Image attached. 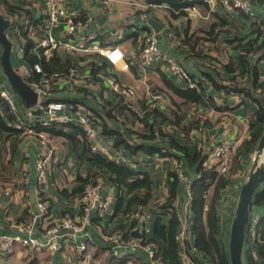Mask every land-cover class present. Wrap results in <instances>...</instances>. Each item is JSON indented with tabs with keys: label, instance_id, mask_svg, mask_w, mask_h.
<instances>
[{
	"label": "crops",
	"instance_id": "1",
	"mask_svg": "<svg viewBox=\"0 0 264 264\" xmlns=\"http://www.w3.org/2000/svg\"><path fill=\"white\" fill-rule=\"evenodd\" d=\"M22 1L21 6L26 7L37 17H43L47 13V0ZM249 1L257 20H250L238 10L224 11L222 0H212V7L205 0H199L192 4L197 7L196 13L185 11L187 16L180 15L177 18L170 16L168 6L151 7L147 0H72L67 3L69 8L89 14L88 29L98 34L101 45L118 44L131 58L138 52L142 37L148 31L147 26L140 22L137 15L147 12L149 27H151L150 19L162 25L161 30L157 32L160 49L174 56L192 76L198 75L203 78L197 89L201 93L199 101L186 103L184 98L168 88L166 81L180 89H187L185 82L175 76L155 68L137 71L132 65L128 70L117 73L121 85H131L139 93L137 99L130 101V108H126L120 92L114 88H86L83 90L82 100L90 106L92 115L104 123L105 118L98 115L97 106L112 108L116 105L119 111H112L114 114L130 116L136 111L144 113L140 108L139 99L145 92H163L166 100L160 106V112L165 116V121L162 122L160 130L163 133H171L175 141L187 148L188 156L170 149L166 143H157L164 148L162 149L164 155L158 153L150 155L142 151L132 154L124 150L133 162L130 167L127 166L133 172L128 180L147 177L151 181L150 198L146 203H141L145 205L146 216L142 217L138 227L130 214L137 203L131 200L137 195H143L144 188L118 190L109 181L111 174L108 171L104 169L103 171L96 166L97 164L87 161L80 155L84 135L73 124L58 125L63 127L62 131L67 127L65 134L53 135L47 132V136L55 143L58 150L48 166L46 179L38 183V188L35 174L36 147L32 139L26 140L27 137L7 135L0 128V234L20 232L19 227L30 220V211H37L36 201L40 197L49 205L46 222L50 224L66 215L77 214L80 209V192L89 182L100 178L99 175L102 176V173L101 179L104 182L102 190L112 196V203L104 217L97 221L92 218L91 224L81 226V233L75 239L70 236V230H60L58 235L64 236H56L55 239L62 242L61 249L52 251L49 247H45L31 256L28 247L15 243L10 253L0 252V264H70L78 258L76 247L82 240H85L89 248L90 264H151L145 253L140 250L128 253L121 259L110 253V248L113 246L110 240L115 232H122L126 236L128 231L132 232L138 228L142 235L158 246L159 254L162 256L166 243L154 233L155 220L160 217L162 222L167 224L171 214L166 210L163 211L160 206L172 196L173 191L181 193L184 190L183 184L177 182L172 174L174 163L180 160L185 172L195 178L197 165L192 164L193 157L195 154H200L196 142H214L216 139L230 135L244 137L251 135L250 123L253 122L256 105L241 93L225 92L223 88H215L206 76L209 74L221 85L230 84L227 79H245L246 73L238 62L239 55L244 54L249 63L257 65L259 82H264V0ZM4 10L0 5V15L5 18L7 12ZM214 24L209 40L195 44L194 50L182 41V33L185 30L188 34L194 32L197 34L209 30ZM61 28V26L55 27L52 34L65 39ZM177 32L181 33L180 37L177 36ZM213 39L215 40L212 41ZM230 59L235 62L232 71L227 69ZM22 63H24L22 60L17 59L13 61L12 66L17 74L26 78L30 73V65L22 66ZM114 70H118V67ZM1 79L12 88L3 68ZM50 91L53 96L62 98L78 93L61 88L58 82L52 84ZM14 99L18 106L17 114L9 112L7 106L0 101V116L2 122L8 126L16 117L22 116L28 107L16 92ZM108 125L124 130V126L119 127L112 122H106L105 126ZM189 125L187 135L184 130ZM126 126L141 131L143 124L136 120ZM192 128L195 130L190 138ZM103 135L108 137L105 133ZM239 155V167L232 169L230 178L232 183L229 186L232 195L235 196H238L240 185L245 180L252 163V160L248 162L244 159L242 150ZM263 155L264 152L260 158L261 162H264ZM118 191L122 200L119 209L116 210ZM254 212L259 213L261 209L255 207ZM97 224L99 225L96 226ZM32 229L34 236L43 237L44 231L37 223H32ZM84 232L87 235L84 236ZM204 262L210 264L207 260ZM242 264H264V260L259 257L256 243L248 246L243 242Z\"/></svg>",
	"mask_w": 264,
	"mask_h": 264
},
{
	"label": "built area",
	"instance_id": "2",
	"mask_svg": "<svg viewBox=\"0 0 264 264\" xmlns=\"http://www.w3.org/2000/svg\"><path fill=\"white\" fill-rule=\"evenodd\" d=\"M13 7L21 6L22 0H6ZM48 10L43 17H37L36 14H30L14 10L5 14L7 27L6 36L12 43L11 52L16 54L17 58L23 59L24 51L28 41H33L29 51L33 53L38 60H49L53 57L59 58L63 64L60 70L48 74L45 72L42 63L36 61L30 64V73L25 81L36 93V102L26 108L22 116L10 122L9 126L19 131L21 138L32 139L36 147L35 174L38 183L46 179L48 166L56 155L58 148L55 143L47 136L46 129L53 124L68 125L80 129L86 140L89 142V149L92 154L101 153L109 161L120 165L131 166L133 163L128 155L122 149H111L112 140L103 135L101 121L92 115L90 106L82 100L83 90L89 88H114L121 94L123 103L130 104V101L138 98V91L131 85H121L117 73L128 70L130 65L137 70H147L150 68L167 72L179 80L185 82L187 88L198 89L202 77L192 76L182 64L171 54L162 51L159 47L158 33L148 25L147 12L137 15L141 23L147 26L141 46L136 55L131 58L126 55L118 44L103 46L98 41V34L88 29L90 21L89 14L81 10L71 9L67 3L72 0H47ZM212 7V0H205ZM151 7L165 4H149ZM224 11L238 10L244 13L250 20H257L252 10L249 0H222ZM168 8V7H167ZM187 12L196 13L197 7L191 5L185 8ZM177 12V11H175ZM61 26L64 32L63 38L56 37L52 30ZM1 58V46H0ZM118 67V70L114 68ZM1 59H0V101H2L9 112L17 114L18 106L14 99V90L8 87L1 79ZM35 74L39 77L30 80ZM58 82L61 88H65L77 95H69L68 98L53 96L51 94L52 84ZM142 99L145 100L147 108L144 112L150 113L153 109H160L165 102L166 97L160 91L145 92ZM130 108V105H128ZM139 117L144 113L136 111ZM121 119V115L117 114ZM152 117V114L149 115ZM137 119H134L136 121ZM157 120V119H156ZM67 130V127L64 129ZM192 128L189 136H193ZM188 135V134H187ZM249 136L230 135L216 139L214 142L204 143L196 142L198 151L203 153L201 162L202 169L215 170L218 174L226 176L232 168L234 162L240 158L243 143L249 139ZM172 174L177 182L183 184L184 190L181 193L175 192L168 207L164 208L169 214H174L177 220V231L174 239L177 244V256L180 264H209L202 254L193 257L192 252L198 250L193 245V192L192 185L197 179L192 178L183 168L182 162L177 160L172 167ZM231 179L221 192L217 216L219 223L223 228V239L228 241L229 229L238 196L232 195L229 188ZM264 182L259 186L262 188ZM241 186V185H240ZM104 182L100 178L89 182L79 194L80 209L73 216L66 215L54 223L46 222L49 205L47 201L40 197L36 201V209L30 211V220L22 224L20 232L16 234H0V252L10 253L15 243L28 247L31 256L42 248L49 247L52 251L62 248V242L57 241L56 236L61 229L70 230V236L76 238L81 233V226L91 224L92 218L101 220L108 211L112 196L107 192L102 195ZM257 190V191H258ZM255 208V207H254ZM250 209L249 217L245 226L244 242L248 245H254L259 235L258 223L264 216V206L260 207L261 212H254ZM145 205L137 203L133 206L130 214L137 222L139 227L140 220L146 214ZM95 221V222H96ZM32 223H37L44 231L43 237H36L33 234ZM139 223V224H138ZM97 224L96 226H98ZM139 237H125L122 232H115L111 236L112 247L110 253L116 258H123L128 253L135 250L144 252L151 264H162L160 260V251L158 246L142 235L138 228ZM84 236L87 233L84 232ZM78 258L70 264H90L91 255L89 248L82 240L76 247Z\"/></svg>",
	"mask_w": 264,
	"mask_h": 264
},
{
	"label": "trees",
	"instance_id": "3",
	"mask_svg": "<svg viewBox=\"0 0 264 264\" xmlns=\"http://www.w3.org/2000/svg\"><path fill=\"white\" fill-rule=\"evenodd\" d=\"M198 1L199 0H147L149 4L156 3L167 5L170 11V16L172 18H177L180 15L187 16L185 14V8ZM0 5L3 6V8L5 9L4 12L6 11L7 14L13 12L14 10H17L19 12L24 11L30 14V11L28 9H24L22 7H13L6 0H0ZM214 27L215 24L212 25L209 30L200 33L197 32V34H195V32L188 34V32L185 30L182 33V41L187 43L190 48L194 50L195 44L200 43V41L202 40H209V35L213 32ZM256 31L259 30L256 29ZM176 34L178 37L181 36V33L179 32H177ZM257 35H259V32H257ZM214 40L215 39H213L212 41ZM33 43V41L27 42V47L23 54V59L29 65L33 64L36 61H40L45 72H47L48 74H52L53 72L58 71L60 70V68H62L63 64L61 63L59 58L53 57L49 60H38V58L29 51V48L33 45ZM238 62L244 69V73H246L245 79H227L230 84L221 85L217 83V80L212 78L209 74H206V76L215 88H223L225 92L231 91L233 93H241L256 105L253 122L250 123L251 135L250 138L245 141L244 147L242 149V154L247 155L255 148L257 141L264 130V82H259L257 65L249 63L247 57L244 54L239 55ZM234 67L235 62L233 59H230V63L227 65V69L229 71H232ZM36 77H39V74H35L33 77H30V80ZM166 83L168 88H170L176 95L184 98L186 100V103L197 102L201 99V93L197 89H180L169 81H166ZM139 103L140 108L144 111L147 108L145 100L140 98ZM128 105L130 104L125 103L126 108L128 107ZM102 107L97 106L96 111L98 115L100 114L105 118L104 123H102V131L112 140V150L122 149L124 153L125 151H128L132 154L136 151H142L150 155L153 153L164 155L165 153L162 152V149L164 148L158 146L157 143H166L170 149L177 150L184 156H188L187 148L175 141L171 133H163L160 130L162 122L165 121V116L162 114V112H160V109H153L150 113L144 112L143 117H139L138 113L134 112L130 116L121 115V119H119L118 116L112 112L114 110L119 111L116 105L112 108ZM150 114H152V117L149 116ZM174 117L176 118V116ZM134 119H137L139 123L143 124L141 131H135L132 130L129 126H126L130 122L134 123ZM106 122H112L114 125L119 127L120 125L124 126V130L116 129L112 125L105 126ZM0 128L3 129L7 135H20L18 130L11 128L7 124H4L2 122L1 116ZM189 128L190 125L187 126V128L184 130V133L188 134ZM62 129L63 127L58 126L57 124H53L45 131L49 134L61 135V133H66V130L62 131ZM81 145L80 155L87 161L97 164L96 166L102 168V170L104 169L108 171L111 174V176L108 178L109 181L114 184L118 188V190H120L121 188H127L130 190L144 188L145 193L141 196L137 195L131 201L136 203H146L148 201V199L150 198L149 190L151 188V181L149 180V178L144 177L142 179L129 181L128 178L133 174L131 168L109 161L101 153L92 154L89 149V142L86 140L85 136L84 143H82ZM199 153V155H194V160L192 163L197 165L196 174L198 175L197 179L192 185V218L194 222L192 228L194 236L192 241L198 252H192L191 255L195 257L202 254L206 259H208L210 264H230L227 244L223 239V228L219 223L217 210L221 192L228 184L232 176V169H236L239 167L240 159H238L239 161L234 162L228 175L223 176L218 174L213 169L203 170L201 166L203 153ZM99 176L102 177L103 173L102 176ZM119 193L120 191H118L116 210L119 209L122 200V196L119 195ZM174 195L175 191H173L171 198L160 206L162 207L163 211L164 208L168 207ZM262 206H264V185L260 190L256 191L253 197L251 209L254 207L260 208ZM177 224L178 223L174 214H171L169 216L167 224L163 223L160 217H157L155 220L154 233L158 238H161L166 243L163 254L162 256H160L162 264H180L177 256V244L174 239V235L177 231ZM258 229L259 235L256 240V244L258 245L259 257L264 260V216L259 220ZM127 234L128 235L125 236L126 238L131 235V232L128 231Z\"/></svg>",
	"mask_w": 264,
	"mask_h": 264
},
{
	"label": "water",
	"instance_id": "4",
	"mask_svg": "<svg viewBox=\"0 0 264 264\" xmlns=\"http://www.w3.org/2000/svg\"><path fill=\"white\" fill-rule=\"evenodd\" d=\"M150 26L155 32L161 30L162 25L154 19L149 20ZM7 27V20L0 15V45L2 46L1 64L4 74L10 82L15 92L24 100L27 106L33 105L36 102L37 95L32 90L30 85L25 81V78L17 74L11 62V48L12 43L6 36L5 29ZM29 138H26V140ZM264 152V130L259 137L254 148V156L251 167L247 176L240 186L237 202L234 209V216L232 218L227 250L230 264H242V249L245 237V226L249 217V211L253 203V197L259 186L264 182V162L260 158ZM105 190L101 191L104 195ZM131 235L139 237L138 230L131 232Z\"/></svg>",
	"mask_w": 264,
	"mask_h": 264
},
{
	"label": "rangeland",
	"instance_id": "5",
	"mask_svg": "<svg viewBox=\"0 0 264 264\" xmlns=\"http://www.w3.org/2000/svg\"><path fill=\"white\" fill-rule=\"evenodd\" d=\"M11 61H12V63H13V61H16L18 58H17V56H16V54H15V52L14 53H12L11 52ZM19 60H22V62H24V63H22V66H24L25 64L27 65L28 63L26 62V61H24L22 58H20ZM19 67L20 66H18V69H19ZM253 156H254V149L249 153V154H247V155H244V159H246V160H248V162H250L252 159H253ZM237 161H239L238 159L236 160V162ZM171 198V197H170ZM169 198V199H170ZM168 199V200H169ZM167 200V201H168ZM166 201V202H167ZM35 255V254H34Z\"/></svg>",
	"mask_w": 264,
	"mask_h": 264
},
{
	"label": "bare ground",
	"instance_id": "6",
	"mask_svg": "<svg viewBox=\"0 0 264 264\" xmlns=\"http://www.w3.org/2000/svg\"><path fill=\"white\" fill-rule=\"evenodd\" d=\"M263 157H264V155H263Z\"/></svg>",
	"mask_w": 264,
	"mask_h": 264
}]
</instances>
